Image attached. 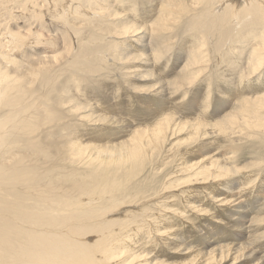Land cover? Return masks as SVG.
Wrapping results in <instances>:
<instances>
[{"label":"bare ground","instance_id":"1","mask_svg":"<svg viewBox=\"0 0 264 264\" xmlns=\"http://www.w3.org/2000/svg\"><path fill=\"white\" fill-rule=\"evenodd\" d=\"M108 57L118 66L132 63L123 73L127 80L155 78L146 90L127 83L138 95L150 96L138 102L142 115L127 112L128 124L102 114L80 116L85 110L109 109V101L102 103L110 99L105 90L84 88L88 102L72 93L74 77L85 81L94 69L104 68ZM214 64L224 65L214 70ZM171 71L174 78L163 83L160 75ZM205 72L214 76L203 83ZM212 80L220 81L222 89L214 87L220 97L209 124L202 116L211 105L206 101ZM200 83L204 97L194 99V86ZM175 95L191 97L168 111ZM178 109L194 119L176 115ZM262 115L264 0H0V264H164L140 253H128L132 258L119 263L120 250L128 245L136 252L138 246L126 235L129 229L134 226L136 234L144 227L156 229L166 237L170 231L149 225L155 220L152 203L161 215L168 207L160 209L159 201L185 187L208 185L223 194L236 189L232 184L242 188L235 179L243 169L231 165L232 155L222 153V146L217 153L209 141L225 139L232 146L236 138H259L264 150ZM72 116L86 120L85 125L106 123V130L115 131L112 141L127 138L98 146L66 135L69 139L58 142L56 134L66 130ZM131 122L134 129L129 130ZM181 134L186 137L177 139ZM203 145L216 152L202 151ZM193 147L201 154L184 162ZM169 157L172 168L165 171L160 190L152 192L150 179ZM66 168L69 173H61ZM124 210L121 218L108 217ZM261 221L251 217L239 229ZM262 235H254L253 242ZM244 250L243 245H215L186 264H237Z\"/></svg>","mask_w":264,"mask_h":264},{"label":"rangeland","instance_id":"2","mask_svg":"<svg viewBox=\"0 0 264 264\" xmlns=\"http://www.w3.org/2000/svg\"><path fill=\"white\" fill-rule=\"evenodd\" d=\"M106 62L107 63L104 65L103 69L96 70V71L94 69L93 70L94 72L89 73L87 75V77L85 78V81H82L81 78H79V77H74L78 81H77V83L71 82V84L75 85L72 88V93L76 92L78 94L77 95L78 98L83 102H88V100H84V98H85V95L83 93L84 88H85V92H86V88H88V89H91L90 91H93L94 93H96L98 90L101 91V89L105 90L106 93L109 95L110 99L106 100V101L102 100L103 101L102 103L108 104V101H109L110 102L109 103V109L100 110V111H96V112H92L90 110H85L83 113L80 112L79 114H80V116H85V117H82L85 119L88 116H91V117L94 116L95 117L97 114H99V115L102 114L106 117H112L113 119H116V120L124 122V123L126 122L128 124V123H130V121H129L130 119L128 118L127 112L129 110H132L134 112H140L139 114L142 115L143 113H141V110H140L141 108L139 107L138 102H139V100L142 99V97H150V96H145V94H139L138 95L136 93V91H133L134 89H132V90H130L131 88L128 89L129 87H127V83H129V82L133 83L131 85H134L135 87L139 86L141 90H146L147 88H149V86H152V84L154 85L156 83V82L152 83L153 81H151L152 79H155V78H147V79H149V82H148V80H146L145 82L142 81V82L134 83L133 80H131V79L127 80L123 75V73L126 70H128V68H130L132 66L131 62H129V63L126 62L127 65L125 63H122L123 64L122 66H118L117 64L115 65L113 63V61L111 60L110 57H108ZM223 65L224 64H221V65L220 64H218V65L214 64V66H215L214 70H219L220 67H222ZM103 70H104V72H103ZM172 72L173 71H171L170 73H165L164 76L160 75V78H161L160 80H162L163 83H167V81H169V79L174 78L172 75ZM103 73L105 75H103ZM158 74H159V72H158ZM218 74L220 75V73H218ZM210 75H213L212 72H209V73L205 72L204 73V77L202 78L204 80L203 83H205V80H208V78L206 79V77H209ZM71 79H72V77L70 78V81H71ZM213 81L214 80H212L211 83L209 81H207V84H206V86L208 85V83L211 84L210 85V88H211L210 93H212V94H210L211 97L209 98V100L206 101L207 103L209 101V104H211V105L209 107V110H207V112L202 116V118L205 116V119L203 118L202 121L205 120L204 122H208L209 124H213L215 119L212 116V112L217 109V107H218L217 104H219L218 102H216V100L218 101V98L220 97V95L218 93H216L217 92L216 90L220 89V88L222 89V86L219 83L220 81H214V82ZM200 84L201 85L195 84L196 87L194 86V88H198V90L196 91L197 94L194 92V95L197 96V97L194 96V99L195 98L199 99L201 96L204 97L203 91H205V86L202 87L203 88V90H202V88H199V87L203 86V84L202 83H200ZM97 85H98V87H97ZM105 86H106L107 90H106ZM214 87L217 89H215ZM74 90H75V92H74ZM165 90L167 92H169L168 88H166ZM93 92L91 94H93ZM116 93H117V97L114 96ZM181 93H179V94H181ZM200 94H201V96H200ZM190 95H188V97L186 96L184 99L180 98L179 95H175L173 98V99H175L174 102H172L171 104H168V107H167L168 111H171V108L172 109L175 107L177 108L178 105L182 106L183 104H187L186 101L189 100V98L191 97ZM80 96H82V99ZM223 97H224V95H223ZM64 99H65V97L62 98L61 100H64ZM170 99H171V97H170ZM93 100H95V99H93ZM178 100H180V101H178ZM75 101H77V99H75ZM168 101H169V96H168ZM102 103H100V104H102ZM195 103H197V101H195ZM69 104H70V106L73 105V103H69ZM111 106L115 108V109L112 108V112L110 111ZM128 106H129V108H128ZM119 107H121V108L119 109ZM124 107H125V110H124ZM197 113L199 114L198 109H197ZM175 114L178 116H182L184 118H187L185 120L194 119V117L192 115L189 116V115L182 114L180 109H178V111ZM262 116L264 117V115H262ZM122 117H124V118H122ZM132 117H134V116L132 115ZM140 117H142V116H140ZM69 118L70 119L72 118V119L67 121L66 130L64 132H58L57 134L55 133L56 135H58L57 136L58 142L59 141L63 142L62 140L64 138H65L64 141H66V139H69V138H66L69 135L71 137L70 139H73V141L80 139V140H83L82 142H85L87 144L105 145V144L111 143V142L109 143V140L112 141V139H113L112 134H114L115 131L114 130L110 131V129L106 130L107 127L104 126V125H106V123L100 124V125H95V126L92 124L85 125V124H87L86 120H81L80 118H78L76 116H72ZM119 118H120V120H119ZM121 118L123 121L121 120ZM150 122H151V119L150 120L148 119V121H146V123H144L143 125H141L139 127L143 128V127H145L144 126L145 124H149ZM84 126H86V127H84ZM132 129H134V126L132 125V122H131L129 130H132ZM208 129L213 131L212 128H208ZM71 134L75 137H72ZM61 136H63V137H61ZM77 136H78V138H77ZM119 136L121 138H119L117 140L114 139L112 142H114V143L121 142L123 140H126V138H127V135L126 136L125 135H123V136L119 135ZM183 137H186V135L181 134L180 136L177 137V139L183 138ZM248 139L249 140H241L239 138H236L235 139L236 143H233L232 146H229L228 145L229 142L226 141L225 139H212L211 141H209V143L212 142V145L214 144L212 147L218 149L217 153H219V147L222 146L220 149V151H222V153L227 152L228 155H232L233 158L230 161L231 165H234L238 168L243 169L242 170L243 173L241 172L235 179V180H237V182H240V183H242V185H244V186H242V188H238L237 185L234 186L232 184L230 186L232 188H236V189L232 190L234 193L229 192V193L223 194L222 191H220V190L219 191L217 189L211 190V188H209L208 185L204 186L203 188H202V185H197L195 187L193 186L192 189H188L185 187L183 189H180L178 194H173L175 197H173L172 199H169L168 201H165L166 203H169V204H166L164 202V200L159 201V202H162V204L159 206L160 209H161V206H163V205L168 207V210H162L161 209V215L158 214L159 213L157 211L158 209L153 210V207H154V209L156 208L155 204H157V203H152L153 215H151V219H153L152 216H154L155 220H152L153 223L151 222V220H148L151 222L149 224L152 226L151 229H154L153 228L154 225L157 224V226H158V224H159L158 228L161 229V231H164V232L170 231V232L165 237V236H162L161 233L157 232L156 229L146 230V228L144 227L143 233H137L136 234V230L134 229V226H133L131 230L129 229V232L126 235H128V236L130 235V237H131V238L129 237L130 240L138 242L137 243L138 246H136L137 248L134 249V251H136V252H133L132 247L128 246V245H127V248H125L123 250H120V251L117 250L120 252L117 255L119 258V260H118L119 263L124 261V259L126 260V258H128V257L132 258L137 253L138 254L140 253L141 255L149 254L150 257H152L153 259H155L157 261H159V259H160L163 261L162 263H164V264H177V263L186 264V263H188V260H190L196 254L199 253V255L201 257V255L205 254V252L206 253L210 252L212 247H215V245L231 246V247H236V246L239 247V246L243 245V246H245V250L240 254V257L238 259L237 264H257L260 261H261V264H264V236L262 235V233L264 232V223L261 221V222H258L259 224L253 223V225H251V226H249V224H247V225H245V229H243V230L239 229L242 226L241 224H243L244 221L251 219V217H252V219L264 218V150L262 149L263 147H261L258 143L261 139H259V138H257V139L256 138H248ZM207 141L208 140H205L204 142H207ZM209 146H211V145H203V147L201 148L202 151L212 149L213 153H215L216 151H214V148L209 147ZM183 149L184 150H182L180 153H183L186 151L185 147ZM201 149L198 147H195V148L193 147L192 150L194 151V153H192L190 157H187L184 160V162L187 159L191 160L193 162L196 161L195 160L196 157H198L201 154ZM192 156H195V157H192ZM164 161H166L167 164H166V162L164 163L165 164L164 166H161V164H160L158 166L157 170H155L157 173L155 172L156 173L155 176L152 177V179H150V181H151L150 186L152 187V192L154 190H160L159 188H161L160 186L162 185V182L165 181L164 177H165V175H167L166 172L172 168L169 166L174 163V159H171L170 157ZM227 163H228V161H227ZM75 170H77V169H75ZM82 171H84V170H80L79 172H82ZM62 172H66V174L69 173V168H66V171H61V173ZM52 175L54 176V178L59 177V175H57L55 173H52ZM247 176H249L250 178H247ZM163 178H164V180H163ZM139 179L142 181L144 179V177L142 175H140ZM226 181H228V180H225L224 182H226ZM230 181H232V180H230ZM224 182H222V184ZM244 182H247V183H244ZM152 184H154V185H152ZM196 188H197V190H195ZM52 194H55V193H50V195H52ZM192 194H194V195H192ZM216 194L218 197L215 196ZM182 196H184L183 199H182ZM211 196L213 198H215L216 201H214ZM223 197H224V200H223ZM218 200H220V201L217 202ZM186 201H188V202H186ZM221 201H223L224 203L229 202V201L230 202L228 205H223V203H221ZM149 205H151V204H149ZM132 210L136 211L133 208H132ZM244 211H245V213H244ZM246 211H248V213ZM124 212H125V210L122 212H119V214L109 215L108 217H110V219L121 218L122 214H124ZM162 214H163V216H162ZM177 214H178V216H177ZM174 216H177V218ZM178 218L179 219L181 218V220H179ZM165 224H167V225H165ZM152 231L154 233L150 234V232H152ZM132 232H133V234H132ZM146 234H147V238L145 237L146 238L145 239L144 236H146ZM138 235H140L143 239L141 237L139 238ZM170 235H172V236H170ZM254 235H257V236L262 235V236L260 238H258V240H255V242H253V240H254L253 236ZM149 236H151V237H149ZM160 236L162 238V241H161ZM137 237L140 240L136 239ZM157 237L160 238V241H158L159 238H157ZM174 237H176L175 240H174ZM149 238H151V240ZM92 239H94V238H92ZM141 239H142V241H141ZM215 239L217 241H215ZM147 240H150V241L148 242ZM163 242H164V244H163ZM142 246H144V247H142ZM128 247H129V249H128ZM184 247H186V249L190 250L189 254H184V251L181 250ZM127 250H132V251H127ZM121 251H127V253L123 252V254H124V256H123V255H121ZM149 251H151V253H148ZM128 253H129V255L132 253V257L128 256ZM257 256H258V258H257ZM231 262L232 261L228 260L223 264H231ZM196 263H197L196 260L192 262V264H196ZM133 264H135V263H133Z\"/></svg>","mask_w":264,"mask_h":264}]
</instances>
